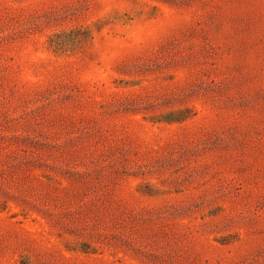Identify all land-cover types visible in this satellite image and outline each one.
Segmentation results:
<instances>
[{
	"label": "rangeland",
	"instance_id": "1",
	"mask_svg": "<svg viewBox=\"0 0 264 264\" xmlns=\"http://www.w3.org/2000/svg\"><path fill=\"white\" fill-rule=\"evenodd\" d=\"M0 264H264V0H0Z\"/></svg>",
	"mask_w": 264,
	"mask_h": 264
},
{
	"label": "trees",
	"instance_id": "2",
	"mask_svg": "<svg viewBox=\"0 0 264 264\" xmlns=\"http://www.w3.org/2000/svg\"><path fill=\"white\" fill-rule=\"evenodd\" d=\"M181 120H182V119H180V120H179V119H178V120H173V121L179 122V121H181Z\"/></svg>",
	"mask_w": 264,
	"mask_h": 264
}]
</instances>
